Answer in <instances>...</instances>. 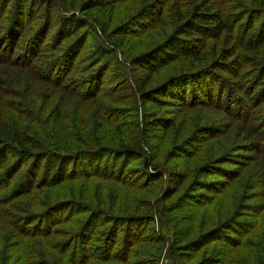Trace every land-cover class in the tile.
<instances>
[{"label": "trees", "instance_id": "trees-1", "mask_svg": "<svg viewBox=\"0 0 264 264\" xmlns=\"http://www.w3.org/2000/svg\"><path fill=\"white\" fill-rule=\"evenodd\" d=\"M0 21V264H264V0Z\"/></svg>", "mask_w": 264, "mask_h": 264}, {"label": "rangeland", "instance_id": "rangeland-1", "mask_svg": "<svg viewBox=\"0 0 264 264\" xmlns=\"http://www.w3.org/2000/svg\"><path fill=\"white\" fill-rule=\"evenodd\" d=\"M4 24H3V21H0V37L1 36H3V34L5 33V32H3L2 33V31H3V29H4ZM5 36V35H4ZM3 36V37H4ZM232 98H233V96H232ZM224 101V100H223ZM139 167H138V163H136V164H131L129 167H128V171H135L136 169H138ZM133 178H135V179H139L140 177L138 176H133ZM70 213H67L66 215H69ZM64 216V214L63 213H61V214H59V215H56V219L55 220H59L60 218H62ZM141 232H144V234H147V233H149V234H152L153 233V230L152 229H150V230H145L144 228H143V230L141 231ZM162 264H173V262L171 261V260H169L168 258H165L163 261H162Z\"/></svg>", "mask_w": 264, "mask_h": 264}]
</instances>
